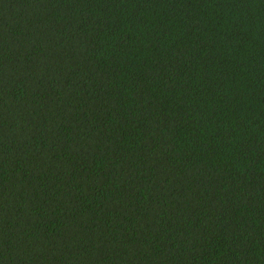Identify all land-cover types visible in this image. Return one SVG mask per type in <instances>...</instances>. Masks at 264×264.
<instances>
[{
	"label": "trees",
	"instance_id": "1",
	"mask_svg": "<svg viewBox=\"0 0 264 264\" xmlns=\"http://www.w3.org/2000/svg\"><path fill=\"white\" fill-rule=\"evenodd\" d=\"M0 264H264V0H0Z\"/></svg>",
	"mask_w": 264,
	"mask_h": 264
}]
</instances>
